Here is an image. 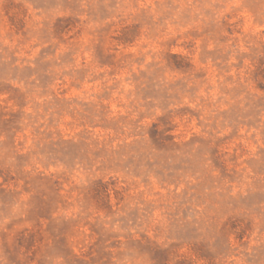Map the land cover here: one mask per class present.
<instances>
[{"label":"rangeland","instance_id":"obj_1","mask_svg":"<svg viewBox=\"0 0 264 264\" xmlns=\"http://www.w3.org/2000/svg\"><path fill=\"white\" fill-rule=\"evenodd\" d=\"M0 264H264V0H0Z\"/></svg>","mask_w":264,"mask_h":264}]
</instances>
